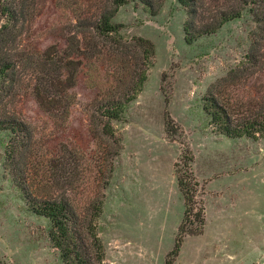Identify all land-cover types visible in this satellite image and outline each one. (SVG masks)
Here are the masks:
<instances>
[{
	"label": "rangeland",
	"instance_id": "obj_1",
	"mask_svg": "<svg viewBox=\"0 0 264 264\" xmlns=\"http://www.w3.org/2000/svg\"><path fill=\"white\" fill-rule=\"evenodd\" d=\"M107 2L47 0L32 23L33 42L64 48L71 10L96 14ZM185 19L178 0H163L155 13L140 0L118 6L111 21L123 37L149 39L154 53L141 90L109 121L112 137L91 130L97 104L119 94L106 90L117 83L111 75L118 63L104 50L82 59L66 116L42 110L28 90L17 96L12 107L31 128V153L7 165L11 134L0 130V264H63L50 220L29 208L17 167L29 173L30 193L44 189L80 214L95 213L103 264H165L180 224L199 226L200 206L203 225L184 233L171 264H264V134H218L202 109L208 86L244 59L254 21L245 9L188 43ZM177 175L195 188L189 215Z\"/></svg>",
	"mask_w": 264,
	"mask_h": 264
},
{
	"label": "trees",
	"instance_id": "obj_2",
	"mask_svg": "<svg viewBox=\"0 0 264 264\" xmlns=\"http://www.w3.org/2000/svg\"><path fill=\"white\" fill-rule=\"evenodd\" d=\"M46 1L0 0V130H7L11 134L7 145V165H11L16 157L23 161L31 153V128L12 107L22 92L28 90L48 114L66 116L75 102L71 88L83 64L82 59L96 58L104 50L110 62L118 63L111 75L117 83L109 85L106 90L119 94L117 97L109 95L97 104L92 113L94 126L91 130L94 134L99 132L112 137L109 121L118 119L141 90L154 53L153 43L149 39L139 36L126 39L119 31L120 25L111 21L118 6L130 0H108L104 7L96 8V14L72 9L75 18L66 27L65 47L59 49L54 43L39 49L33 42L32 23L43 11ZM140 1L147 10L155 13L163 0ZM178 2L186 12L183 27L188 43L216 31L225 22L239 17L245 9L251 13L254 27L249 33L250 45L244 59L208 86L202 97V109L209 125L218 134L252 138L263 135L264 0ZM86 35L94 40L85 42ZM251 78L258 79L259 83L253 84ZM16 164L18 161H15ZM16 171L13 170V174L19 179L18 184L25 193L29 208L50 220L49 236L60 252L62 263L103 264V244L91 222L95 213L80 214L70 206L65 196L52 195L44 192V189L40 194L30 193L27 189L29 173L25 168L17 167ZM43 176L36 180L37 185L44 184ZM177 182L185 199V215H189L195 188H187L180 175H177ZM194 184L197 185L196 182ZM35 190L38 191V188L35 187ZM195 215L199 226L187 229L184 221L180 224L165 264H171L177 255L184 233H198L201 229L202 206Z\"/></svg>",
	"mask_w": 264,
	"mask_h": 264
}]
</instances>
